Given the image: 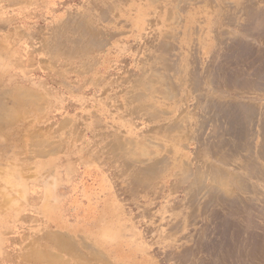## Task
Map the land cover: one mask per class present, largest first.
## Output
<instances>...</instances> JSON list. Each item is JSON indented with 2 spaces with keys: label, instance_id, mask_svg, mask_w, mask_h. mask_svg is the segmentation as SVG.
Segmentation results:
<instances>
[{
  "label": "rangeland",
  "instance_id": "374dc122",
  "mask_svg": "<svg viewBox=\"0 0 264 264\" xmlns=\"http://www.w3.org/2000/svg\"><path fill=\"white\" fill-rule=\"evenodd\" d=\"M236 5L264 26V0H0V108L29 102L0 123V264H87L49 232L116 264H264V28Z\"/></svg>",
  "mask_w": 264,
  "mask_h": 264
},
{
  "label": "bare ground",
  "instance_id": "6f19581e",
  "mask_svg": "<svg viewBox=\"0 0 264 264\" xmlns=\"http://www.w3.org/2000/svg\"><path fill=\"white\" fill-rule=\"evenodd\" d=\"M213 1V0H212ZM232 2V1H231ZM249 5V4H248ZM246 6L244 9L243 8H241L240 9V7H238V5H236V6H234V9L236 10H239L240 9V11L242 12V16H245V18H246V23L244 24V23H241V26H245V27H247V26H250L251 28H252V26H254V25H256V20H255V15L253 16V14H252V11L254 10V7L252 6V5H250V6ZM243 6V5H242ZM232 10V9H231ZM257 11H263L261 8H260V10H257ZM258 13V12H257ZM257 13H256V15H257ZM260 13V12H259ZM263 13V12H262ZM261 14V13H260ZM259 14V16H262V15H260ZM264 15V14H263ZM242 16H240V17H238V19L237 20H240L241 19V17ZM235 18H237V17H234V19ZM263 18H264V16L261 18V20H263ZM259 20L258 21H260V18H258ZM255 20V22L253 23L252 21H254ZM244 21V20H243ZM262 23H264V21L262 22ZM261 23V21H260V24H262ZM259 23L257 22V25H258ZM81 25H82V23H81ZM240 25V24H239ZM263 25V24H262ZM262 28H264V26H261V29ZM252 29H254V30H261L260 29V27H259V25L258 26H256V27H254V28H252ZM263 30V29H262ZM261 30V31H262ZM18 31V30H17ZM264 31V30H263ZM262 31V32H263ZM19 32V31H18ZM74 32H75V34L77 35V36H79L78 38H79V40H84L85 38H86V40H87V42H88V44H90L91 46H92V44L93 43H97L98 42V39L97 40H95L96 39V35H98V34H94V32L93 31H91V29H90V27L89 26H83V27H81V26H78L75 30H74ZM263 42H264V40H263ZM234 51H236V50H234ZM218 53V52H217ZM233 53V52H232ZM217 56V55H216ZM226 62H227V60H226ZM215 63V62H214ZM213 65V64H212ZM172 67V69H174L173 71H177V69H178V67L177 68H173V66H171ZM222 69V68H221ZM237 70L238 69H235L234 71H235V73L237 72ZM262 71V70H261ZM256 72V71H255ZM252 73V72H251ZM256 74V73H255ZM258 74V73H257ZM261 74H263V71H262V73ZM214 75V74H213ZM259 75H260V73H259ZM258 75V76H259ZM227 76H228V73H227ZM230 76H232V75H229V78H230ZM261 76H264V74L263 75H261ZM254 77V76H253ZM212 78V77H211ZM232 78V77H231ZM261 78V77H260ZM221 79V78H220ZM237 79H241V78H237ZM244 79V78H243ZM257 79H258V77H257ZM205 80H206V78H205ZM244 80H246V79H244ZM259 80V79H258ZM156 82H157V84H158V87L156 86V88H155V91L154 92H159V93H161L162 92V86L160 85V82L159 81H157V80H155ZM228 81L230 82V80L228 79ZM233 81H235V80H233ZM239 81V80H238ZM255 81V80H254ZM218 82V81H217ZM228 82V83H229ZM220 83V82H219ZM218 83V84H219ZM233 83H235L236 84V81L235 82H233ZM238 83V82H237ZM156 84V83H155ZM156 84V85H157ZM256 84H260L259 82H256ZM229 85H231L230 83H229ZM263 85V84H262ZM260 86H261V84H260ZM264 86V85H263ZM238 87V86H237ZM244 87V86H243ZM244 89H246V88H244ZM175 94H176V92H174ZM142 95V93L141 92H139L138 93V96H141ZM22 96L23 97H25L26 96V98H28V95H25V94H22ZM10 97L12 98V108H14V106H17V105H19V106H24L25 104H27V103H29V102H26V101H23L21 98H20V95H19V93H17L16 95H14V96H11L10 95ZM42 107H43V105H42ZM12 108H10V109H12ZM8 107H7V105L5 106H1V108H0V123H2V124H7L8 125V123H9V120H10V122H12V118H11V116H12V113L11 112H9V110H10ZM247 109V108H246ZM245 109V110H246ZM249 110V109H248ZM236 111V110H235ZM215 115V114H214ZM215 116H217V114L215 115ZM217 119H219V118H217ZM221 119V118H220ZM214 120H216V119H214ZM220 122H222L221 120H220ZM219 122V123H220ZM222 124V123H221ZM263 124H264V122H263ZM230 126H232V123H231V125ZM222 127H223V124H222ZM241 127V126H240ZM243 127V126H242ZM263 127V126H262ZM239 128V127H238ZM60 130V129H59ZM231 134H232V132H231ZM264 134V132H262V135ZM256 135V134H255ZM232 137V136H231ZM220 138H223V137H219V139L218 138H216V139H218L219 141H220ZM236 138V137H235ZM200 139H202V138H200ZM199 139V140H200ZM225 139V138H224ZM238 139V138H237ZM248 139V138H247ZM222 140V139H221ZM218 141V142H219ZM223 141V140H222ZM221 141V142H222ZM263 142H264V140H263ZM219 144V143H218ZM221 144V143H220ZM223 144V143H222ZM262 144V143H261ZM215 146H217V148H218V145L216 144ZM40 147V149H39V153H43L44 152V148H45V145L43 144V143H39L38 144V148ZM47 147L48 148H52L53 149V147H51L50 145H47ZM263 147V146H262ZM217 148H215L216 150H217ZM250 148V147H249ZM253 148V147H252ZM213 149V148H212ZM263 150H264V148H262ZM226 150H227V146H226ZM254 150V149H253ZM225 151V150H224ZM214 152H216L215 150H214ZM218 152V151H217ZM226 153V152H225ZM262 153V152H261ZM261 153L259 152V154L261 155ZM263 154V153H262ZM264 155V154H263ZM263 155H262V157H263ZM128 156V158H131V163L132 162H134V163H140L141 161H143V159H141V160H138V158H136V157H133L131 154H129V155H127ZM264 160V159H263ZM255 163V162H254ZM256 164V163H255ZM167 165V162L165 163V165L164 166H166ZM144 169V168H143ZM164 168H161L160 166H158L157 165V160H154L152 163L150 162V166L147 168V169H145V173L146 174H149L150 175V177L152 178V180H153V183H154V187L155 186H157V185H159V180L160 179H162V176L164 175V170H163ZM256 171V170H255ZM201 173V172H200ZM215 173V172H214ZM214 173H212V175H208L207 173H201L202 175H198V177L196 176H194V175H191L192 173H183V174H181V177L184 179V180H186L187 178H189V179H191V178H194L196 181L192 184V185H194V186H196V189L195 190H197V189H199V188H201V190H203L204 188H203V186L206 184V182H207V178L209 179L210 178V176H211V180L212 179H214L215 178V174ZM217 174V173H216ZM213 181H215V180H212V182ZM221 181V180H220ZM219 181V182H220ZM221 182H223V181H221ZM237 184H238V182H237ZM226 186V185H225ZM195 188V187H194ZM193 190V189H192ZM197 192H199V190L197 191ZM202 192V191H201ZM198 193V194H202V193ZM209 192H211V195H213L214 194V192H216L215 194H217V193H222L223 192V190L220 188V186H218V184L217 183H215L214 184V186H213V191H209ZM210 195V196H211ZM212 197V196H211ZM214 198V197H213ZM214 200V199H213ZM159 217H161V214H159ZM212 226V225H211ZM222 226V225H221ZM159 229H161V227H159ZM204 232V231H203ZM215 232V231H214ZM204 234V233H203ZM47 237H48V242H50V244H52V247H55L56 249H58V250H60L61 252H66L67 254H69L70 256H72V258H74V259H82V260H84V261H86L87 262V264H116V263H114V262H110L109 261V259L107 258V257H105L104 255H102V253L100 252V251H96V250H93L91 247V249L89 250V252H88V256H86L85 254H83L80 250H79V245L77 244V243H75V242H73V240H71L70 238L71 237H68V236H66V235H63V234H60L59 232H49L48 234H47ZM206 237V236H205ZM203 239H205V238H203ZM159 242H160V240H159ZM202 243V242H201ZM201 243H200V245H201ZM184 246V245H183ZM46 252H48V249L46 248V247H43V248H41L40 249V252H38V253H36L35 255H34V257L36 258V260H38L40 263H46L47 261H44L43 259H42V257H44L43 255L46 253ZM211 253V252H210ZM50 254V253H49ZM217 254V253H216ZM53 255H56V254H53ZM207 255V254H206ZM61 256H63V255H61ZM59 257V256H58ZM28 259H29V257H28ZM54 259H56V261H57V263H55L54 262ZM81 260V261H82ZM32 261V260H31ZM186 261V260H185ZM188 261V260H187ZM186 261V262H187ZM209 261H211V260H209ZM36 262V261H35ZM211 263V262H210ZM209 263V264H210ZM49 264H51V260L49 261ZM52 264H74V263H71V262H67L64 258H56V257H52Z\"/></svg>",
  "mask_w": 264,
  "mask_h": 264
}]
</instances>
